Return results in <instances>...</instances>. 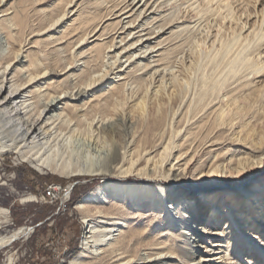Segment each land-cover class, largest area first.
<instances>
[{
  "label": "bare ground",
  "instance_id": "1",
  "mask_svg": "<svg viewBox=\"0 0 264 264\" xmlns=\"http://www.w3.org/2000/svg\"><path fill=\"white\" fill-rule=\"evenodd\" d=\"M170 1L0 0V153L63 177H106L75 205L93 209L79 254L67 260V245L55 264H264V130L254 127L264 126V0H189V25L160 9ZM50 42V54L73 43L61 69L42 54ZM102 55L113 59L105 74ZM144 77L152 87L140 89ZM228 104L241 116H226ZM80 124L93 153L76 143ZM210 172L199 191L170 185ZM226 180L218 199L201 198ZM7 214L0 207V227ZM30 229L0 234V248Z\"/></svg>",
  "mask_w": 264,
  "mask_h": 264
},
{
  "label": "rangeland",
  "instance_id": "2",
  "mask_svg": "<svg viewBox=\"0 0 264 264\" xmlns=\"http://www.w3.org/2000/svg\"><path fill=\"white\" fill-rule=\"evenodd\" d=\"M232 1H235V0H232ZM244 1H247V0H244ZM252 1H249V2H252ZM188 2L189 0L170 1L168 4H164L160 6L162 7L160 9L166 10L167 12H168V9L173 10V14H175V17H173L172 20L175 21V23L179 22L177 23L179 25H187V24L189 25L193 23L194 20H196V15L194 12H192V10L187 8ZM51 4L52 3L50 2L48 4L46 3L45 5L43 4V6L44 7L46 6L45 8L48 9ZM214 21L218 24L220 23L222 28H226L230 25V23L226 21H223V20L221 21L219 17L215 18ZM42 25H45V23L43 24V23L37 22L35 25H33V28L39 29ZM63 28L64 27L62 26L60 29H63ZM112 30L113 29L110 28L109 32H112ZM218 31L220 30H218L217 26L211 25L210 32L212 34H215ZM220 32H223V30H221ZM54 33L55 32L52 31V32H49L48 34H54ZM196 33H194V35L192 34V36L197 37L196 39L201 38V37L198 38L199 32H196ZM199 36H201V34ZM64 44H66V42ZM72 44L73 43H69L66 46V49H64V52L63 51L61 53L53 52L50 54L48 51L49 49L48 47H50L52 44L51 42L45 43L42 45V48H41L43 51L42 54H44V56L47 57L48 59L54 60V62H56L57 68L61 69L65 63L72 61L71 54L69 53L70 49L72 50V48H70ZM185 46L186 45H184V48H183L184 52L176 53L178 56L182 53L179 57L184 59V61L181 58L179 59V57L177 58V55H176L173 58L174 60L171 64L172 68H175V69L179 68L180 70V67H182L183 65H182V62L181 63L179 62L181 60L183 61V63H186L188 61V58L184 54L186 51H188L187 49L188 47L187 46L185 47ZM206 48H207V44H203L202 46L200 43L201 50L206 51ZM112 61L113 59L102 55V58H100V60H98L97 62L98 64L96 66L94 65L95 69L98 72L103 71L102 73L105 74L110 69L109 67L111 66ZM175 61H176L175 65L178 64V67L174 65ZM171 70L173 71V69ZM144 79L145 80H143L140 89H143L146 86L149 88L152 87L151 83L153 82V79L147 78V77H144ZM110 82L111 80L110 81L108 80L106 83L99 86L97 88V91L102 90L103 88L107 87V85ZM130 83H128L129 85L127 84L128 86L127 89L129 88V86L130 87L133 86V83L131 81ZM171 92H172V88H168V93H171ZM238 101L241 106L243 107L247 106L242 97H240ZM224 110H225L226 116H229L232 112L238 113V116H241L239 113V110L236 109L234 104H228L227 106L224 107ZM111 112L112 111H107L106 115L113 114ZM116 114L118 115V111ZM112 116L116 117L115 113ZM85 126H86L85 124H80V128L82 129L80 130L81 131L80 134L77 135V137H80V139H78L76 143L77 145L81 146L82 148L80 149L81 152L83 153L85 151L86 153H83V154L86 155L87 153L90 154L91 152L92 153L94 152L93 151L94 141L92 142L90 140V131L87 129V126L86 127ZM254 127L258 130H262V131L264 130V126L262 124H259L258 122L254 124ZM242 133H246V129ZM110 139L111 138L106 136L103 139L101 138L100 142L102 145L104 144L106 145V143H109V141L111 142ZM9 153H10V156L12 157L13 163H15L16 166L12 168H7L6 170L8 177L13 182V188L9 189L8 187H3L1 191L3 195L6 192H8V195H6L5 198H0V203L6 207L11 206V210H10V215L7 214V223L1 225L0 227V234L8 233L12 229L19 227V226H24V225L34 226L38 224L39 222H42L41 225L36 228L37 232L35 233V235H33L34 240L51 239L57 233L66 232V235L68 237L67 244L69 248L66 254V259L70 261L76 255H78L81 250V242H82L84 232L86 229V224L85 222H83V218H84L83 216L90 214L93 210L91 207H86L83 210H77L75 209V205L79 200L83 198V196L86 193L92 191V189H95V187L101 184L106 179V177H104V175L95 176V175H86V174L85 175H75L71 177H63L56 173H51V172H46V171L42 172V171L36 170L31 165H29L27 162L22 161L17 153L15 152L11 153L10 151H7L5 153L4 152L0 153L1 154L0 159H8ZM215 177H216V174L214 172H210L207 174H203V178L200 180L185 177L186 181L188 182L170 183V185L175 186L180 191L191 190V189H194V190L197 189L199 191L200 183L202 182L206 183V182L212 181ZM226 181L227 182H223L222 184H218V185L210 184V186H208L209 187L208 189L211 190V193L203 194L201 198L203 200L207 199L206 201H209L211 199L210 197H214V199H218L220 189H224V188L227 189L229 188L228 184L232 185L231 180H226ZM46 184H61L66 189L68 193L66 195V197L68 198V201H67V206L65 208L66 209L65 211L60 210L57 214L51 216V214H54L57 209L56 204H49V203L43 204V203L34 201L35 199L33 196H39L42 188ZM242 193L243 191L234 192L233 194L236 195L235 200L236 199L238 200V198L241 197ZM246 195L248 196L249 194H246ZM238 203L239 201H237V204ZM109 208L110 207L107 205L102 206V209L106 210L107 212H114V213L116 212V210L114 211L113 209H109ZM201 253L203 252H197L194 255V259L196 260L199 259ZM70 254L71 255L73 254L72 258L69 257ZM55 263L56 261L53 262L52 264H55Z\"/></svg>",
  "mask_w": 264,
  "mask_h": 264
},
{
  "label": "built area",
  "instance_id": "3",
  "mask_svg": "<svg viewBox=\"0 0 264 264\" xmlns=\"http://www.w3.org/2000/svg\"><path fill=\"white\" fill-rule=\"evenodd\" d=\"M14 166L16 164L13 163L10 153L8 159H0V198H5L8 195V192L2 194L3 187L13 188V182L8 177L6 170ZM66 192L61 184H46L39 196H34V201L43 204H56L57 209L54 214H51L53 216L60 210H66L68 201ZM0 207L7 209L8 215H10L11 206L6 207L0 203ZM41 223L31 226L27 233L20 235L9 245L0 248V264H52L55 262L60 255V251L68 245V237L66 232H60L51 239L34 240L33 235H35L36 228Z\"/></svg>",
  "mask_w": 264,
  "mask_h": 264
},
{
  "label": "trees",
  "instance_id": "4",
  "mask_svg": "<svg viewBox=\"0 0 264 264\" xmlns=\"http://www.w3.org/2000/svg\"><path fill=\"white\" fill-rule=\"evenodd\" d=\"M69 257H71V258H72V257H73V254H72V255L70 254V255H69Z\"/></svg>",
  "mask_w": 264,
  "mask_h": 264
}]
</instances>
